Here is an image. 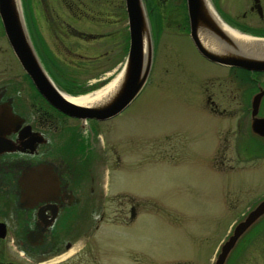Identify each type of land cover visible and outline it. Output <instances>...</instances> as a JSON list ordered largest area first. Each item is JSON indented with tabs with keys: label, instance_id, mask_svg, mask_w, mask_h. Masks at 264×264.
Instances as JSON below:
<instances>
[{
	"label": "flooded vegetation",
	"instance_id": "obj_1",
	"mask_svg": "<svg viewBox=\"0 0 264 264\" xmlns=\"http://www.w3.org/2000/svg\"><path fill=\"white\" fill-rule=\"evenodd\" d=\"M110 1L26 0L28 13L23 21L32 47L54 83L68 94L82 91L59 81L62 77L52 61L86 56L78 50L89 42L94 43L89 46L92 53H98L85 60H108L116 53L127 56L130 33L125 0H118V10L106 19L94 15L99 4ZM207 1L227 27L264 37V0ZM170 18L177 27L172 35H185L192 42L186 0H180V9ZM115 26L121 37L114 43ZM195 50L213 67L210 78H218L217 90L201 89L200 109L232 122L223 129L218 125L223 133L217 135L213 157L230 153L236 158H264V71L216 64ZM10 56L17 68L9 69ZM106 79L99 78L85 89L97 90ZM6 113L10 118L5 116V124H0V264H52L72 249L77 264H104L91 240L103 221L125 226L134 219L131 200L123 199L115 210L107 207L106 201L114 205L115 199L106 198L103 160L90 144L93 133H80V120L53 107L22 69L6 35L0 0V116ZM90 121L96 125L105 120ZM158 143L156 154L162 157L167 152L160 149L161 139Z\"/></svg>",
	"mask_w": 264,
	"mask_h": 264
},
{
	"label": "rangeland",
	"instance_id": "obj_2",
	"mask_svg": "<svg viewBox=\"0 0 264 264\" xmlns=\"http://www.w3.org/2000/svg\"><path fill=\"white\" fill-rule=\"evenodd\" d=\"M117 3L99 4L94 15L106 19L118 10ZM144 8L152 45L148 78L121 113L96 125L90 121L87 128L94 135L89 136L93 151L103 160L106 198L115 199L114 205L106 201L107 207L115 210L123 199L131 200L135 217L125 226L103 221L91 241L100 249L104 264L107 260L109 264H213L235 223L264 198V158H236L230 153L213 157L218 125L223 129L232 123L203 113L198 105L203 87L217 90L218 78L208 75L214 69L189 37L172 35L177 27L168 17L180 9V0L162 4L144 0ZM21 9L25 19L26 0H21ZM120 37L115 26L111 39L115 43ZM89 46L78 50L86 56L52 61L62 77L58 80L82 91L62 93L85 95L91 82L106 76L107 85L121 73L122 54L85 60L98 53ZM9 61V69L18 67L11 56ZM77 128L84 133L81 122ZM160 139V149L167 152L162 157L156 154ZM77 262L78 255L72 254L52 264ZM226 264H264V217L241 239Z\"/></svg>",
	"mask_w": 264,
	"mask_h": 264
},
{
	"label": "water",
	"instance_id": "obj_3",
	"mask_svg": "<svg viewBox=\"0 0 264 264\" xmlns=\"http://www.w3.org/2000/svg\"><path fill=\"white\" fill-rule=\"evenodd\" d=\"M1 1L6 35L22 69L31 78L36 89L53 107L80 120L85 129L84 132L87 133L90 120L102 121L118 115L143 88L151 69L152 45L142 0H125L129 19L130 43L126 60L120 70L122 78L108 99L97 105H79L64 97L62 91L68 92L58 88L32 47L23 21L19 0ZM186 4L190 20V37L195 48L203 57L224 66L264 71V37L240 32L253 36L254 41L236 42L218 26L208 10L206 0H186ZM199 29L214 39L218 50L209 49L202 44L198 37L197 30ZM5 116L10 118L9 114H2L0 116L2 125L5 124ZM1 134L3 133L1 132ZM263 217L264 198L253 206L240 221L235 223L228 237L221 243L213 264H226L241 239Z\"/></svg>",
	"mask_w": 264,
	"mask_h": 264
},
{
	"label": "bare ground",
	"instance_id": "obj_4",
	"mask_svg": "<svg viewBox=\"0 0 264 264\" xmlns=\"http://www.w3.org/2000/svg\"><path fill=\"white\" fill-rule=\"evenodd\" d=\"M207 3V7L208 10L210 11V13L212 14L214 20L218 23V26L221 27V29L223 31H225L226 34H228L232 39H234L236 42L237 41H241V42H249V41H254V37L252 38L249 35L246 34H242L236 30H233L229 27H227L226 25L223 24V22L221 21L220 17L211 9V7L209 6L208 1L206 0ZM198 31V37L200 39V41L202 42V44L212 50H218L217 45L214 41V39L208 34L203 32L202 30H197ZM259 41V40H258ZM121 73L115 78L113 79L109 84L103 86L102 88H99L97 90H94L92 92H88L85 93V95L82 96H70L67 94H64V97L66 99H68L69 101L79 104V105H97V104H102L103 102H105L108 97L114 92V90L117 88V86L119 85L120 81H121ZM72 95V94H71ZM74 249H72L71 251H69L68 253H66L65 255H62L54 260H52L51 262H55V261H60L63 259H66V257H68L69 255H71L73 253ZM75 253V252H74Z\"/></svg>",
	"mask_w": 264,
	"mask_h": 264
},
{
	"label": "trees",
	"instance_id": "obj_5",
	"mask_svg": "<svg viewBox=\"0 0 264 264\" xmlns=\"http://www.w3.org/2000/svg\"><path fill=\"white\" fill-rule=\"evenodd\" d=\"M66 88V87H65ZM77 92H80V91H77ZM85 94V93H84Z\"/></svg>",
	"mask_w": 264,
	"mask_h": 264
}]
</instances>
